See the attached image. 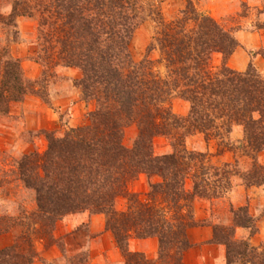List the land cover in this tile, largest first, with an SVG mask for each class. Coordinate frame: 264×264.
<instances>
[{
    "label": "trees",
    "instance_id": "obj_1",
    "mask_svg": "<svg viewBox=\"0 0 264 264\" xmlns=\"http://www.w3.org/2000/svg\"><path fill=\"white\" fill-rule=\"evenodd\" d=\"M164 1L0 0V116H10L13 106L29 96L53 108L51 85L59 81L60 70L69 68L81 72L75 87L86 103L95 104L85 125L64 135L44 131L46 152L15 162L17 179L34 193L36 208L21 206L14 215L0 216V242L11 237L0 247V264H36L39 244L46 250L57 247L68 264H91L89 250L69 256L56 235L66 218L85 213L105 217L124 264H187V253L196 247L189 233L204 226L213 230L209 244L225 247L226 264H264V244L256 247L249 240L259 228L248 205L231 210V225L195 216L197 202L224 198L232 178H241L246 188L264 186L259 162L264 77L253 64L245 72L229 67L241 46V27L225 28L200 11L199 0H184L183 9L167 21ZM257 12L253 27L264 31V0ZM24 18L37 22L32 58L42 68L37 81L26 77L22 60L13 54L22 41L18 23ZM149 21L156 32L144 59L136 62L132 41ZM152 52L160 58L151 59ZM258 55L264 58V50ZM216 56L219 66H214ZM173 99L190 105L187 116L173 111ZM132 127L137 137L129 147L125 136ZM237 131L242 137L233 141ZM196 134L215 140L221 154L250 158L252 171L215 165L207 154L189 151L187 139ZM157 138L169 142L170 153H155ZM142 175L148 179L145 194L131 190ZM120 199L126 201L123 211L117 209ZM85 227L77 230L90 237ZM239 229L250 230L249 239L239 240ZM132 239H156V258L132 251Z\"/></svg>",
    "mask_w": 264,
    "mask_h": 264
},
{
    "label": "rangeland",
    "instance_id": "obj_2",
    "mask_svg": "<svg viewBox=\"0 0 264 264\" xmlns=\"http://www.w3.org/2000/svg\"><path fill=\"white\" fill-rule=\"evenodd\" d=\"M184 2V0L164 1L163 15L165 19L170 21L176 15H178L179 11L183 9ZM199 3L201 12L206 14L208 13L225 28L231 29L241 27V29L247 31H255L254 27L251 25V21H253V25L257 22V9L262 8V0H199ZM262 19H264V17ZM20 21H23V23L24 21H32L36 24V30L33 34V37L31 38L32 41H30L34 45L33 50H35L37 48L34 44L37 35V22L33 19L27 18L19 20L18 29L20 31L23 29V27L20 25ZM24 30L28 32V28H25ZM155 32L156 24H154L152 21L147 22L136 31L131 45L133 57L136 62L142 61L146 56L147 49L152 42ZM240 47L242 48L243 45L241 44ZM243 49L246 50L248 57L252 59L256 54L258 55L259 53V51H257L256 54H254L251 50H247V48L243 47ZM33 57L34 52L32 58ZM150 57L153 60H158L160 55L156 52H152ZM220 64L221 58L220 56H216L214 59V66H219ZM158 71L164 74V68L162 65H158ZM76 89H78L80 92V98L82 101L84 99L82 90L78 87H76ZM42 103L48 109L52 110V107H49L43 101ZM171 106L173 111L180 116H187L190 111V105H185L180 99H173ZM19 107L21 109H17V113L14 117L0 116V216L9 214L14 215L18 213L21 206L29 211L36 208L34 193L25 189L22 183L17 179V175L15 173L17 172L15 162L21 159L23 155L32 153L34 151L40 152L42 154L46 152L48 148V142L46 137L43 135L44 131H53L57 132L59 135H64V133L70 128H78L85 125L87 122L88 113L95 109V104L93 105V109H89L83 118L82 115L75 117L80 121L76 127L70 125L71 114H69V110L64 113H55V117L58 118L53 120V122H50V119L54 117V115H52L50 112L49 114H46L47 111L39 113L31 110L27 112V114L30 115L25 116L24 109L22 106ZM19 113H21V115ZM44 117L46 120H44ZM136 137L137 129L135 127L129 128L126 132L125 144L131 147ZM237 138H239V135H232L233 141L238 140ZM186 147L191 152L207 154L210 157V162L215 165L231 163V165L234 167L233 170H238L244 174H247L253 169V161L250 158L241 156H237V158H235L234 154L231 152H225L224 154H221L217 142L215 140L207 141L202 134H196L189 137L186 142ZM170 152L171 148L169 142L165 138H157L155 140V153L157 155L167 154ZM259 162L264 165V152L259 155ZM157 180L158 179L156 178L154 179V181ZM191 188V182H187V189L191 190ZM256 188H246L243 185L241 178H232V188L225 193L224 198L211 202H197L195 205L196 219L199 221L209 220L212 224L231 225V210L238 209L246 205L249 206L250 212L253 213L254 216L257 213L258 215H261L264 211V194L259 190H255ZM131 190L141 194L147 193L149 190L147 177L142 175L138 182L132 186ZM125 207L126 201L120 199L117 202V209L119 211H123ZM88 215L89 214L85 213L70 216L59 225L56 235L58 238L62 237L66 243L65 245H67L68 255L71 256L89 250L91 264H116L118 262V264H124L123 257L121 253H119L120 251L115 244L113 236L105 229V217L102 215L94 216V220L92 219L93 217ZM255 218L257 220L259 219L256 216ZM86 225H89V230L87 229V232L89 233L90 237H87L86 234H82V231L77 230L79 228H83L85 231ZM103 229L105 232L101 231ZM192 231L189 233V236L192 244L196 245V247L194 246L187 253V264H193L196 262V260L199 258L198 252L203 250L201 245L198 246L194 243L196 236H194ZM248 233L249 235L246 237L247 239H249L248 237L250 236L251 231L248 230ZM67 235L69 236L67 237ZM245 236V234H241L239 233V230H237L236 237L239 240H245ZM251 238L249 239L250 242ZM131 242L130 249L134 252H139L136 251V249L139 247L137 245L138 242L136 239H132ZM9 243H11V237H5L1 240L0 247L6 246ZM255 243L257 245H254V243H252V245L256 247L264 244L258 243L256 241ZM54 248L57 247H51L49 250H46L44 244H39L38 250L40 251V257L36 264H57L58 260L50 263L48 260H46V256H48L50 253L49 251H52ZM143 249L146 251L145 253L148 256L151 258H156L158 246L148 241ZM152 249H157L155 251L156 253H153ZM116 251H119V260L118 256L116 257ZM223 253L226 264L225 247ZM215 255L217 254L215 253ZM59 259L60 264H68L66 257L64 258L62 253L60 254Z\"/></svg>",
    "mask_w": 264,
    "mask_h": 264
},
{
    "label": "crops",
    "instance_id": "obj_3",
    "mask_svg": "<svg viewBox=\"0 0 264 264\" xmlns=\"http://www.w3.org/2000/svg\"><path fill=\"white\" fill-rule=\"evenodd\" d=\"M20 25L23 27V29H21L20 31L22 42L13 47V54L15 57L20 58L22 60V65L26 77L33 81H37L42 76V68L40 64H38L32 59L34 45L30 42L32 41L31 38L33 37V34L36 30V24L32 21H24V23L23 21H20ZM251 25L253 26V21H251ZM25 28H28V32L24 30ZM237 38L240 40L244 48H247V50H251L254 54H256L257 51L264 49V31H247L241 29L237 33ZM243 47H239L234 52V54L229 60V67L239 72H245L250 66V64H254L257 70L264 75V59L262 58V56L256 54L253 59L249 58L248 54L246 53V50L243 49ZM80 77L81 73L77 69L69 68L60 70L58 76L59 81L53 83L50 88L51 101L53 104L52 110L48 109L38 97L29 96L24 103L16 104L13 106L10 116L14 117L17 113V109H21L19 106H22L25 112V116L30 115L27 114V112L31 110L39 113L46 111V114H49V112L52 113L54 117L50 119V122H53V120H56V118H58L55 117V113H64L69 110V114H71L70 125L76 127L80 121L75 117H77L78 115H82L83 118L86 112L89 111V109H93L94 105L93 102L88 104L83 100L81 101L80 92L78 91V89H76L74 85V82ZM183 103L185 105L188 104L184 101ZM19 114L21 115V113ZM44 120H46L45 117ZM234 135H239V138H237L238 140L242 137V133L240 131L235 132ZM255 190H259L261 191V193L264 194V186L257 187ZM251 214L253 215V213ZM255 216L259 218L257 220L259 233L254 236V238H251V242L254 243V245H257L255 241L258 243H264V211L261 215H258L257 213L255 214ZM92 219L95 220L94 217ZM101 231H104V229ZM192 233L194 234V236H196V239H194V243L198 246L201 245L203 249L198 252L199 258L193 264H209V262L210 264H225V257L223 253L224 247L209 244L210 240L213 237L212 227L206 226L202 228H196L192 231ZM239 233L245 234V238L249 235L248 230L239 229ZM136 241L138 242L137 245L140 247H138L136 251L139 252H146L143 247L146 246V243L148 241L158 246V242L156 239ZM156 250L157 249H152V252L156 253ZM49 252V255L46 256V260H48L49 263L58 260L57 264H60V250H58V248H54L52 251ZM116 252V257L118 256L119 260L120 252ZM215 253L217 255H215Z\"/></svg>",
    "mask_w": 264,
    "mask_h": 264
}]
</instances>
